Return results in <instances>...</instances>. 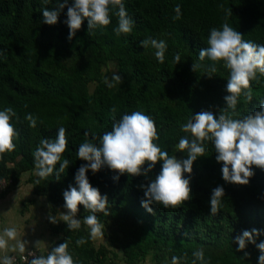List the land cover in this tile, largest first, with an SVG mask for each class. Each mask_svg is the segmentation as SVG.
I'll use <instances>...</instances> for the list:
<instances>
[{"label":"trees","instance_id":"16d2710c","mask_svg":"<svg viewBox=\"0 0 264 264\" xmlns=\"http://www.w3.org/2000/svg\"><path fill=\"white\" fill-rule=\"evenodd\" d=\"M57 2L0 0V110L14 109L17 117L12 123L19 133L15 150L0 159V180L7 182L0 196L12 192L29 172L34 193L29 203L34 205L38 196H44L54 216L64 208L63 192L69 185L76 186L75 174L86 163L77 156L80 144L85 140L99 144L92 138L111 130V108H117V120L133 111L150 115L160 137L156 143L169 155L186 159V152L174 149L186 135L181 126L201 110L218 114L226 107L228 70L217 64V72L209 78L212 62L198 58L199 51L207 47L210 29L227 22L245 40L264 45V0H124L134 21L130 35H115L118 18L113 16L109 26L91 33H87L85 21L71 41L64 23L67 8L57 24L43 23L41 9H53ZM176 5L181 7L179 20H173ZM147 38L166 42L164 63L156 60L151 46L140 47ZM177 54L181 62L175 64ZM110 63L114 65L112 74L105 71ZM193 63L202 67L194 72ZM113 74L120 75L122 83L112 81ZM105 77L115 87H107ZM91 84H95L93 90ZM262 100L264 77L260 83L253 82L250 102L241 96L235 118L257 110ZM29 113L37 118L35 128L25 119ZM60 127L66 129L68 146L62 160H69V167L59 180L55 173L46 179L35 177L32 153L40 140H54ZM215 155L212 143L206 142L204 156L193 164L189 201L168 209L153 204V213L142 207L144 194L139 185L155 179L161 163L147 180L125 174L115 181V173L106 167L96 174L87 173L91 185L107 196L108 215H96L109 244L122 252L127 264H143L147 258L150 264H170L173 255L182 258L181 264H192L193 252L200 248L210 264H258V249L248 244L245 251L250 256L245 257L236 250L235 237L253 228L264 231V171L254 168L248 185L225 183ZM218 185L224 187L225 196L218 214L211 215V192ZM24 205L28 207V202ZM77 214L84 218L90 213L80 205ZM52 232V247L68 241L75 264H117V253L111 259L105 245L97 247L83 221L76 230L59 222ZM82 237L88 242L77 246L76 240ZM262 240L264 235L257 243ZM47 253L38 251L39 255Z\"/></svg>","mask_w":264,"mask_h":264},{"label":"clouds","instance_id":"9594fccd","mask_svg":"<svg viewBox=\"0 0 264 264\" xmlns=\"http://www.w3.org/2000/svg\"><path fill=\"white\" fill-rule=\"evenodd\" d=\"M47 4L48 0H44ZM67 8L64 23L69 29L68 40H72L77 31L87 22V33L102 30L112 23V17H117V26L113 32L117 37L130 35L133 31L134 21L128 15L124 0H58L53 9H41L43 23L55 25L59 17ZM223 8V5H221ZM176 15L173 20L181 18V7H174ZM155 49V58L159 63H164L167 44L164 40L152 38L140 42V47ZM199 61L205 58L212 62L208 68L207 76L211 78L217 72V64L228 70L226 92L224 101L226 107L221 108L218 114L211 110H201L192 115L181 126V131L186 135L179 138L174 149L180 153H187L186 159H178L176 155H169L156 141L160 137L155 120L142 111H133L116 119L117 108H111L112 128L102 136L95 137L99 144L85 140L77 150V156L85 161L75 174L76 186L69 185L63 192L66 213H60V221L66 223L69 230L79 229L81 220L76 219L79 206L90 214L83 218V224L88 227L89 237L92 240L103 237L104 225L99 222L97 213L108 215L107 196H102L99 189L89 182L87 173L99 172L108 168L115 175L113 180L118 181L120 176H144L161 163V170L148 183H141L143 191L141 205L149 213H153L151 205H162L165 209L177 208L191 198V174L193 164L205 154L206 142H211L215 149L216 162L221 164L222 179L225 183L235 185H248L255 175L254 168L264 171V100L260 101L259 108L242 118H235L237 104L243 96L249 102L252 100V84L260 83L264 77V45L245 40L244 35L224 22L222 25L212 27L207 37V47L199 51ZM175 64L181 62L180 55L174 57ZM202 67L193 63L192 70L196 72ZM112 81L122 83V77L113 74ZM104 83L109 88L115 83L107 77ZM17 113L11 107L0 110V159L4 154L15 150L14 140L19 133L16 131L12 120ZM31 128L37 126V118L31 113L25 116ZM87 136L88 134L85 133ZM68 140L66 129L60 127L54 140L47 138L40 140L33 151L36 175L46 179L55 173V178L60 179V174L69 167V160L63 159ZM62 161V162H61ZM57 164L59 168L57 169ZM187 174V176H185ZM40 180L36 183L39 184ZM225 196L222 185L212 189L210 197V214L217 215L220 211L221 198ZM48 219L56 224V216L49 214ZM264 235L258 229L244 230L235 237L238 245L237 251L244 252L245 257L250 254L245 251L248 244L254 245L258 251V264H264V240L257 243V238ZM88 241L85 238L76 240L77 246H82ZM38 241L36 243L39 244ZM28 241L20 238L16 227H4L0 231V264H16L17 256L26 264H75L73 256L68 251L69 243L65 241L54 246L47 255H36L28 250ZM38 251V250H37ZM31 257V259H29ZM181 257L173 255L170 264H181ZM210 264V259L205 258L203 248L193 252L192 264Z\"/></svg>","mask_w":264,"mask_h":264},{"label":"rangeland","instance_id":"374dc122","mask_svg":"<svg viewBox=\"0 0 264 264\" xmlns=\"http://www.w3.org/2000/svg\"><path fill=\"white\" fill-rule=\"evenodd\" d=\"M105 71L112 74L114 72V65L110 63L108 67L105 68ZM95 84L90 85V89L93 90ZM180 159V158H178ZM30 173L26 172L22 176V182L17 184L12 192L8 193L9 197L5 200H2L0 196V229L4 227H16L18 229L20 238L28 241V250H38L47 252L50 250L52 243L55 239L53 235V224L49 221L48 216L51 214L50 204L47 202L44 196H36L37 202L34 205L29 203V199H32L34 196L33 193V184L28 183ZM37 177L36 172L34 174ZM13 188V187H12ZM28 202V207H25L24 203ZM28 209V210H27ZM65 208L59 210L58 215L56 216L58 223L60 221V213H66ZM78 220L83 221L81 215L77 214L75 217ZM11 219L12 222H9ZM104 233V230H103ZM40 242L36 245L37 242ZM95 245H105L109 250V256L111 259H114V253H117L118 257L115 258L117 264H127L125 257L122 252L112 248L109 244L105 234L103 237L93 240ZM17 255V254H16ZM150 259L147 258V261L143 264H150Z\"/></svg>","mask_w":264,"mask_h":264},{"label":"built area","instance_id":"2783aa9c","mask_svg":"<svg viewBox=\"0 0 264 264\" xmlns=\"http://www.w3.org/2000/svg\"><path fill=\"white\" fill-rule=\"evenodd\" d=\"M6 187H7V182H6V180H0V194L4 192V190L6 189ZM29 251H33V252H35L36 255H39L37 250H32V249H30ZM15 255H16V254H15ZM16 256H17L16 264H24V263H26L25 261H22V260L20 259V257H19L18 254H17ZM29 259H31V257H29Z\"/></svg>","mask_w":264,"mask_h":264},{"label":"crops","instance_id":"0c3cea01","mask_svg":"<svg viewBox=\"0 0 264 264\" xmlns=\"http://www.w3.org/2000/svg\"><path fill=\"white\" fill-rule=\"evenodd\" d=\"M8 195H9V194H7L4 198H2V200H5L7 197H9ZM9 222H12L11 219H10ZM0 231H2V228L0 229ZM54 240H55V239H54ZM52 244H53V243H52ZM51 247H52V246H51Z\"/></svg>","mask_w":264,"mask_h":264}]
</instances>
